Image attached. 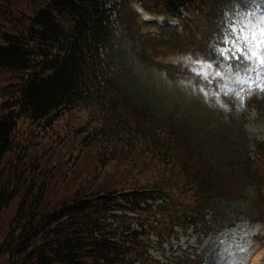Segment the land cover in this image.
<instances>
[{"label":"trees","instance_id":"obj_1","mask_svg":"<svg viewBox=\"0 0 264 264\" xmlns=\"http://www.w3.org/2000/svg\"><path fill=\"white\" fill-rule=\"evenodd\" d=\"M140 1L152 14L178 16L184 7L195 17L182 30L142 33L147 23L125 2L121 21L137 52L160 70L204 79L163 61L161 50L207 59L224 6L238 0ZM106 18L100 0H0V264H133L139 255L154 264L145 231L121 243L95 236L122 197H171L159 226H150L160 236L205 220L222 166L195 162L174 142L185 125L195 138L202 131L162 111L155 89L100 71L99 46L113 41ZM69 112L86 113L85 125L54 131ZM159 112L174 120L169 137L154 130ZM142 215L155 217L151 209ZM125 229L124 218L110 228Z\"/></svg>","mask_w":264,"mask_h":264},{"label":"rangeland","instance_id":"obj_2","mask_svg":"<svg viewBox=\"0 0 264 264\" xmlns=\"http://www.w3.org/2000/svg\"><path fill=\"white\" fill-rule=\"evenodd\" d=\"M237 4L224 6L227 13L221 25ZM252 5L264 11L259 0H249V6ZM139 23L142 26L140 20ZM117 33L108 48L112 75L121 74L148 89H155L154 96L164 103L162 111L202 131L195 138L188 134L190 126L185 125L179 136H170L171 128L175 130L170 127L175 125L174 120L162 121L164 118L160 116L165 113L159 112L158 116H151L156 133L180 143L195 162L200 161L209 168L222 166L218 177L213 179L216 186H211L207 194L213 198L206 209L207 222L213 231L205 233L198 224L184 232L185 224L177 225L172 232H163L160 236L163 245L153 247L151 252L157 259H168L169 264L178 260L181 264H197L200 258L202 264H248L251 252L264 248V91H254L243 102L235 94L217 95L229 91L224 85L230 70L223 63L224 79L214 83L185 73L160 70L137 52L126 27ZM161 52L163 61L179 63L181 55L164 57L167 50L163 48ZM140 101L136 103L141 105ZM86 120L84 112H69L57 122L54 131L62 132L66 126L67 129L80 128ZM257 215L258 220H253ZM259 252L262 254L258 264H264V251L256 254ZM254 258L250 264H254Z\"/></svg>","mask_w":264,"mask_h":264},{"label":"snow or ice","instance_id":"obj_3","mask_svg":"<svg viewBox=\"0 0 264 264\" xmlns=\"http://www.w3.org/2000/svg\"><path fill=\"white\" fill-rule=\"evenodd\" d=\"M264 6V0H260ZM195 64L194 74L205 82L224 79L221 62L230 70L224 87L243 102L254 91H264V11L249 0H238L228 13L216 38L209 44L208 58H186Z\"/></svg>","mask_w":264,"mask_h":264}]
</instances>
